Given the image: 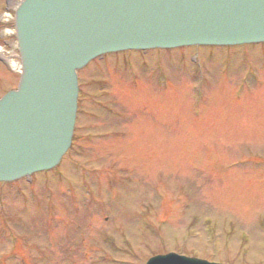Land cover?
Here are the masks:
<instances>
[{
	"label": "rangeland",
	"instance_id": "1",
	"mask_svg": "<svg viewBox=\"0 0 264 264\" xmlns=\"http://www.w3.org/2000/svg\"><path fill=\"white\" fill-rule=\"evenodd\" d=\"M196 50L199 63L191 60ZM255 56L264 79V51ZM126 58L87 70L93 78L88 93L83 84L77 138L57 170L31 184L0 183V214L8 215L0 219V264H145L170 250L264 263V81H243L242 48ZM194 70L208 76L196 116ZM162 73L170 84H156ZM17 81L0 62V96ZM101 168L108 170L82 174Z\"/></svg>",
	"mask_w": 264,
	"mask_h": 264
},
{
	"label": "water",
	"instance_id": "2",
	"mask_svg": "<svg viewBox=\"0 0 264 264\" xmlns=\"http://www.w3.org/2000/svg\"><path fill=\"white\" fill-rule=\"evenodd\" d=\"M23 72L0 99V181L57 165L77 112L76 70L108 51L264 41V0H24ZM146 264H216L176 253Z\"/></svg>",
	"mask_w": 264,
	"mask_h": 264
}]
</instances>
